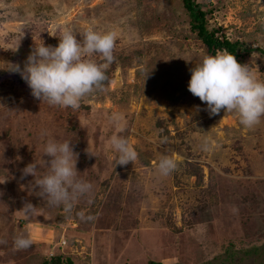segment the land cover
Returning a JSON list of instances; mask_svg holds the SVG:
<instances>
[{"label": "rangeland", "instance_id": "1", "mask_svg": "<svg viewBox=\"0 0 264 264\" xmlns=\"http://www.w3.org/2000/svg\"><path fill=\"white\" fill-rule=\"evenodd\" d=\"M209 1V26L244 43V64L264 80V0ZM65 29L81 41L89 29L118 37L107 83L78 110L42 103L8 70L35 45L58 46L52 35ZM208 55L181 0H0V264H41L55 247L75 264H264V117L249 129L192 95L190 70ZM113 113L139 154L133 164L117 165L108 144ZM49 139L72 142L78 179L93 186L71 212L23 175L31 163L36 179L50 171ZM164 156L177 165L167 176ZM22 235L33 244L16 250Z\"/></svg>", "mask_w": 264, "mask_h": 264}, {"label": "clouds", "instance_id": "2", "mask_svg": "<svg viewBox=\"0 0 264 264\" xmlns=\"http://www.w3.org/2000/svg\"><path fill=\"white\" fill-rule=\"evenodd\" d=\"M52 35V34H51ZM58 46L35 45L23 66L11 65L9 71L19 73L28 84L32 95L50 106L78 110L81 101L97 90H103L108 81L107 69L114 62V49L117 33L108 31L100 33L87 30L82 41L69 29L59 36ZM99 54L103 63H97L92 57ZM188 90L192 95L207 104L211 115L224 112L238 114L240 123L246 128H253L264 117V80L259 79L246 64L238 62L235 55L217 51L215 55L205 56L202 62L191 70ZM110 122L116 132L108 144L118 154L116 164L126 166L138 159V152L129 139L119 133L125 130L121 114L113 113ZM207 149V144L205 145ZM90 156H95L89 148ZM44 155L49 157L50 171L42 178L36 179L37 165L31 163L22 171L24 176L35 177L38 196L49 206H63L65 212H71L75 203L82 196L92 191V184L78 179L76 167L78 153L74 152L72 142H58L49 139L44 148ZM173 158L164 156L158 163V171L167 176L176 169ZM35 208L30 202L24 209ZM82 218L84 214H80ZM91 219V217H87ZM30 237L18 236L14 240L16 250L30 248Z\"/></svg>", "mask_w": 264, "mask_h": 264}, {"label": "trees", "instance_id": "3", "mask_svg": "<svg viewBox=\"0 0 264 264\" xmlns=\"http://www.w3.org/2000/svg\"><path fill=\"white\" fill-rule=\"evenodd\" d=\"M181 2L188 17L189 30L195 38L201 41L209 54L215 55L217 50L224 45V50L235 55L238 62L244 64V58L246 54L250 52V49H247L242 42L237 40L231 41L225 36L221 27L209 26L208 24V18L212 16L217 9V5L214 2L209 0H181ZM259 52L264 56L263 49H259ZM106 74L109 79L110 71L108 69ZM194 173L197 176V180L200 181L202 178L200 169H195ZM211 194L214 195L213 192H211ZM72 242L71 239L69 243ZM55 248L54 253L50 256L41 254V264H75L68 255H64V253L60 251V247ZM149 263L162 264L153 260H150Z\"/></svg>", "mask_w": 264, "mask_h": 264}]
</instances>
